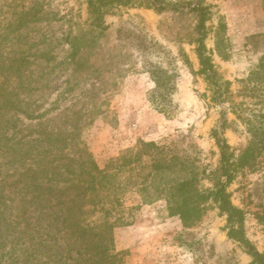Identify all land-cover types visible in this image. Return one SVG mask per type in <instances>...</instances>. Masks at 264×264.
<instances>
[{
	"label": "rangeland",
	"instance_id": "rangeland-1",
	"mask_svg": "<svg viewBox=\"0 0 264 264\" xmlns=\"http://www.w3.org/2000/svg\"><path fill=\"white\" fill-rule=\"evenodd\" d=\"M176 1L184 7L162 11L140 4L112 7L97 50L100 78L62 96L70 73L60 64L70 49L65 35L89 27L87 0H0V82L20 88L25 109L41 115L32 119L19 111L8 116L20 118L19 135L37 137L46 129L72 133L73 154L85 148L102 169L118 170L125 188L123 205L113 218L121 216L126 222L114 230L122 264H256L244 244L230 237L228 215L212 192L218 180H225L214 129L225 122L223 137L235 160L251 139L231 106L252 102L240 91L264 57V0H167L170 6ZM195 7L204 9L201 30V11ZM41 15L43 19H38ZM201 32L205 53L220 80L230 82L229 101L211 99L210 81L201 72ZM42 52L54 58L47 61L40 57ZM22 57L29 61L23 78L31 82L30 89L20 87L16 78L20 72L9 73L11 62ZM158 78L161 86L155 82ZM142 142H155L186 164L168 176L193 177L204 196L191 224L171 211L167 195L156 193L153 157L136 158ZM12 156L0 152V190L13 198L6 215L10 220L24 205L19 180L24 168L9 163ZM125 158H130L126 164ZM146 184L149 188L142 191ZM227 192L245 213L241 235L264 253V154L257 165L234 172ZM101 217L99 212L93 218ZM24 225L4 232L5 246L0 250L24 247V238L27 242L30 238Z\"/></svg>",
	"mask_w": 264,
	"mask_h": 264
},
{
	"label": "trees",
	"instance_id": "trees-1",
	"mask_svg": "<svg viewBox=\"0 0 264 264\" xmlns=\"http://www.w3.org/2000/svg\"><path fill=\"white\" fill-rule=\"evenodd\" d=\"M87 4L89 27L79 28L76 32L65 35L70 49L60 64L67 65L70 73L66 80L69 88L63 91L62 96L91 79L100 78L101 65L96 59L97 50L107 29L105 15L112 7L140 4L158 11L184 7L178 1L170 6L167 0H87ZM193 9L201 11L202 20L198 26L201 30L205 27L204 9ZM38 19H43L42 15ZM204 37L205 34L201 32L198 51L201 72L207 76L212 87L211 99L214 102L229 101L232 93L226 86L230 82L220 80L212 60L205 53ZM220 43L217 40L218 48ZM40 57H45L47 61L54 58L44 52ZM3 63L2 65H6ZM28 63V58L22 57L18 63L12 61V68L9 67L10 74L20 72L16 78L20 79L22 89L31 87V82H25L23 78L24 66L27 64L28 67ZM155 82L158 86L162 85L159 78ZM245 82L240 93L244 98H252V102L234 103L231 109L246 125L251 139L235 160L230 145L223 137L225 122L219 129H214L222 155L221 175L225 180H218L212 193L220 208L228 215L230 237L244 244L256 264H264V253L241 235L245 213L232 203L227 192L234 172L257 165L264 154V57L259 68ZM18 89L21 91L20 88H10L5 82H0V152L6 156L12 154L8 162L20 163L24 168L19 178L23 182L24 194L21 201L24 205L22 212L16 214L13 220L6 216L10 209L8 201L13 198H8L5 191L0 190V249L5 246L4 232L16 228L21 222H25L23 231L30 238L28 242L24 238L22 249L12 246L7 253L0 250V264H122L121 254L115 246L114 230L118 223L126 222L121 216L113 218L123 205L121 193L125 188L119 179L118 170L102 169L85 148L79 147L73 154L72 133L46 129L40 131L37 137L19 135L23 131L18 126L20 118L14 115L9 117L8 113L22 111L32 119L41 115L25 109ZM12 129L14 132L10 134ZM143 154L153 157L151 177L154 178L152 183L156 193L159 196L167 195L171 211L179 214L185 224H191L195 215L200 212L204 196L195 188L193 177L175 176L177 173L168 176L177 168L184 170L186 164L178 161L175 156H168L165 148L155 142H142L136 158H141ZM129 160L130 158H125L123 163L126 164ZM217 174L214 177L218 178ZM142 188L144 191L149 186L146 184ZM32 212H37L34 224L31 222L34 218ZM99 212L102 217L94 219ZM29 230L33 231L30 233Z\"/></svg>",
	"mask_w": 264,
	"mask_h": 264
}]
</instances>
